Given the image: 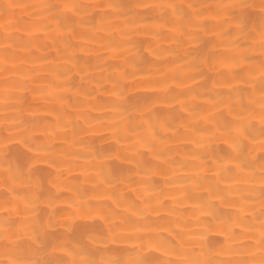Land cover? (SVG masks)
Listing matches in <instances>:
<instances>
[{
    "label": "bare ground",
    "instance_id": "6f19581e",
    "mask_svg": "<svg viewBox=\"0 0 264 264\" xmlns=\"http://www.w3.org/2000/svg\"><path fill=\"white\" fill-rule=\"evenodd\" d=\"M0 145V264H264V0H0Z\"/></svg>",
    "mask_w": 264,
    "mask_h": 264
},
{
    "label": "snow or ice",
    "instance_id": "6c2138e0",
    "mask_svg": "<svg viewBox=\"0 0 264 264\" xmlns=\"http://www.w3.org/2000/svg\"><path fill=\"white\" fill-rule=\"evenodd\" d=\"M67 7V5H65ZM173 5H168V7H172ZM243 6V5H241ZM73 8L77 7V5L73 4L72 5ZM144 7H148V5H144ZM3 147L2 145H0V151L3 150ZM88 264H92V262H88ZM109 264H125V262L123 261H120V260H113V261H110ZM136 264H156L155 261H152V260H149V259H144V260H141V261H138L136 262Z\"/></svg>",
    "mask_w": 264,
    "mask_h": 264
}]
</instances>
